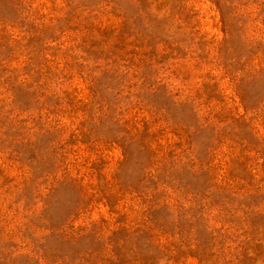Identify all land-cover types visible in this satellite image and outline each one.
<instances>
[{
  "label": "rangeland",
  "instance_id": "1",
  "mask_svg": "<svg viewBox=\"0 0 264 264\" xmlns=\"http://www.w3.org/2000/svg\"><path fill=\"white\" fill-rule=\"evenodd\" d=\"M0 264H264V0H0Z\"/></svg>",
  "mask_w": 264,
  "mask_h": 264
}]
</instances>
